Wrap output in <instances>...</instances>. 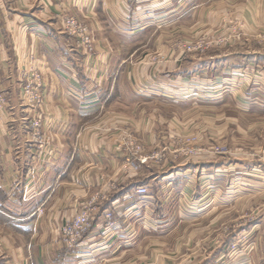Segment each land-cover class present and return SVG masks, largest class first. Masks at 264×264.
I'll use <instances>...</instances> for the list:
<instances>
[{
    "label": "crops",
    "instance_id": "obj_1",
    "mask_svg": "<svg viewBox=\"0 0 264 264\" xmlns=\"http://www.w3.org/2000/svg\"><path fill=\"white\" fill-rule=\"evenodd\" d=\"M68 15L87 24L92 54L65 31ZM231 18L239 39L174 57L180 32L224 37ZM260 34L264 0H0V264H245L230 251L243 236L261 240L249 264H264V137H244L242 123L256 116L252 132L264 130ZM29 66L42 77L39 109L23 100ZM247 67L258 69L248 87ZM180 128L199 134L200 151L232 142L238 154L166 150ZM83 204L90 226L68 245L61 229Z\"/></svg>",
    "mask_w": 264,
    "mask_h": 264
},
{
    "label": "rangeland",
    "instance_id": "obj_2",
    "mask_svg": "<svg viewBox=\"0 0 264 264\" xmlns=\"http://www.w3.org/2000/svg\"><path fill=\"white\" fill-rule=\"evenodd\" d=\"M68 17H75L76 16H70L68 15ZM78 19V18H77ZM79 20V19H78ZM229 33L227 35H225L224 37H219V36H206L207 34L205 32H207V30L205 32H202L203 28H199V30L196 32H194L193 36L192 32L188 31L185 29V32H180L178 38H174L171 39L172 40V45H173V51H174V57H176V55H181L182 58L186 57V55L190 54V55H203L207 52H209V50H212L213 48H219V46H225V43L229 44V36L232 37H236L239 39L242 36L241 31H243V26L241 25L240 21L238 19H229ZM82 22V21H81ZM85 26H87L86 23L82 22ZM88 28V27H87ZM191 29V28H190ZM208 29V28H207ZM213 29V28H210ZM181 31V30H180ZM204 31V30H203ZM236 34V35H234ZM261 35V34H260ZM86 36V35H84ZM88 36L91 39V43L93 44V39L92 36L88 30ZM228 37V38H227ZM74 38V37H73ZM226 38V39H225ZM76 39V38H75ZM234 39V38H233ZM259 41H264V35L262 34L261 36L258 37ZM77 43H79V40L76 39ZM80 45V44H79ZM82 48H84L88 54H92V50L87 49L84 46H80ZM210 48V49H209ZM209 49V50H208ZM152 62L157 61L158 59L156 58L155 53H153V57L151 58ZM31 67V66H29ZM28 70L29 68H25L22 70V74L25 72V70ZM38 73V71H37ZM258 73V69L255 67H247L246 69H244V72L241 74L244 81L243 84L248 87L250 86V83L253 82L254 77L257 75ZM22 78L24 79L23 75ZM252 78V80H251ZM41 82H42V77H41ZM26 82H23L22 85V94L25 95V89H26ZM216 87L212 86L210 89H215L218 88L217 85H215ZM244 86V87H245ZM173 88H177L179 90H195L198 87H193L190 83H187L186 81H178V83L175 84V87ZM4 99L6 101V104H8L7 102V98L4 97V95L0 94V101ZM23 100H24V104L28 107L31 108L30 106V99L23 96ZM182 100H186V99H182ZM132 101L134 102L133 106H142L144 107L145 105H151L150 103H139V99L138 98H132ZM154 103V102H153ZM233 104V103H232ZM43 105V101L41 104V107ZM163 105V104H162ZM186 104H180L179 106V114L181 115V117H183L184 119H187V114L189 113L187 109H184L186 107H183ZM152 106H154L152 104ZM41 107H38L41 108ZM149 107V106H147ZM161 107V105H160ZM169 107V106H168ZM162 108H165V106H163ZM229 111V110H228ZM193 113V111H190L191 115ZM39 114V113H38ZM36 115L35 117L38 118L39 115ZM255 116V115H254ZM256 117V116H255ZM254 119L250 118L249 116H244L242 123L244 124V137H264V130H261V132H252L254 130H251V123L254 121H260L259 119H257V117ZM33 119H30V122H32ZM264 121V118L261 120ZM231 127V126H229ZM175 131V135L172 136V147L168 146L166 150H175L176 152H180L182 153V155L185 158H193V157H197L199 155H220V154H226V155H234V154H238V152L236 151V147L234 145V143L232 144V142H229L226 146L224 145H217L214 144L212 146H208L205 148H203L202 151H204L202 153V151H200V147H199V143L202 141V139L200 138L199 134L196 135H184L182 134V132H184L185 130L180 128L179 130L174 129ZM229 137H234V129H229ZM41 133H42V129H41ZM136 138V137H135ZM133 134L129 135L127 137V142L126 145L128 147H130L131 152H133L135 155H137L138 153H141L144 151V145H142L141 143H139L137 141V139H135ZM248 138V139H249ZM251 139H249V144ZM130 143V144H129ZM255 144H259V141L257 140L256 142V138H255ZM141 146L142 150L138 151L137 147ZM258 147V146H257ZM143 162H145L146 160H142ZM86 212H92L91 209L89 208V205L87 204H83L82 208H81V212L79 214L82 213H86ZM77 214V215H79ZM76 215V216H77ZM251 215H253V212L251 214L250 213L247 215L246 213H243L242 217H245L246 219H250ZM244 218V219H245ZM65 242V241H64ZM230 251L233 253L232 257L239 256V257H245V264H249L250 260L247 259V257L255 255L256 257H259L258 254L261 253V240L260 239H256L255 240H251V238L245 237L243 236V238H241L240 240H237L236 242H234L231 247H230ZM258 253V254H257ZM254 257V256H253ZM249 260V261H248Z\"/></svg>",
    "mask_w": 264,
    "mask_h": 264
},
{
    "label": "built area",
    "instance_id": "obj_3",
    "mask_svg": "<svg viewBox=\"0 0 264 264\" xmlns=\"http://www.w3.org/2000/svg\"><path fill=\"white\" fill-rule=\"evenodd\" d=\"M64 29L72 37L79 40L80 46H84L89 50H92V41L88 36V28L80 20L75 17H66L64 19ZM86 35V36H84ZM26 81L25 97L30 99V106L32 109H38L41 107L43 101V95L41 92L42 82L41 75L37 73L34 67H30L22 74ZM7 104L4 99L0 101V120L3 117ZM42 118L34 117L30 122V131L34 139L40 148H43L47 143V138L41 133ZM138 151L142 150L141 146L137 147ZM146 160V159H145ZM136 194L140 197H144L148 194L146 187H139L136 189ZM91 221V212H86L75 216L71 221L67 222L61 229L63 240L68 245H76L82 235L88 230Z\"/></svg>",
    "mask_w": 264,
    "mask_h": 264
}]
</instances>
